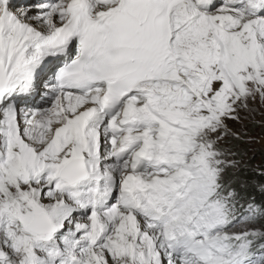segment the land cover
<instances>
[{
    "label": "snow or ice",
    "instance_id": "snow-or-ice-1",
    "mask_svg": "<svg viewBox=\"0 0 264 264\" xmlns=\"http://www.w3.org/2000/svg\"><path fill=\"white\" fill-rule=\"evenodd\" d=\"M262 141L264 0H0V264H264Z\"/></svg>",
    "mask_w": 264,
    "mask_h": 264
},
{
    "label": "rangeland",
    "instance_id": "rangeland-1",
    "mask_svg": "<svg viewBox=\"0 0 264 264\" xmlns=\"http://www.w3.org/2000/svg\"><path fill=\"white\" fill-rule=\"evenodd\" d=\"M259 130H257V133H258ZM253 148L257 149V157H256V160H255V163L259 161L260 157L258 156L259 155V150L264 147V141H262L261 143L259 144H254L252 145Z\"/></svg>",
    "mask_w": 264,
    "mask_h": 264
},
{
    "label": "trees",
    "instance_id": "trees-1",
    "mask_svg": "<svg viewBox=\"0 0 264 264\" xmlns=\"http://www.w3.org/2000/svg\"><path fill=\"white\" fill-rule=\"evenodd\" d=\"M259 156V155H258ZM260 157V156H259ZM260 162V159H259V161L258 162H256V163H259ZM254 163H255V161H254Z\"/></svg>",
    "mask_w": 264,
    "mask_h": 264
}]
</instances>
